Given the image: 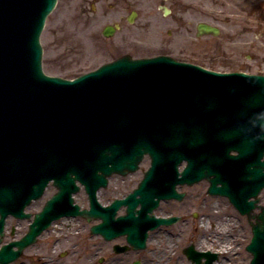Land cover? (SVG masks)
I'll return each instance as SVG.
<instances>
[{"label": "water", "instance_id": "95a60500", "mask_svg": "<svg viewBox=\"0 0 264 264\" xmlns=\"http://www.w3.org/2000/svg\"><path fill=\"white\" fill-rule=\"evenodd\" d=\"M55 2L56 0L0 1V112L7 110L11 100H18L21 92V97L25 99L27 105L31 104L32 108V115L25 113V109H22L24 111L16 110L18 119H14L13 115L8 113V116L4 118L7 123L4 127L10 133L17 132L20 139L22 136L31 138L33 134L29 129L38 124L34 121V116L40 115L39 122L42 125L48 123L42 135L44 138H49L48 143L52 148L49 146L47 150L50 154L53 149H56V140L61 136L57 135V125L49 123L55 120V113L59 111L63 90L60 89V80L49 79L41 71L42 51L39 34ZM197 31L198 35L218 33L216 28L203 23L197 25ZM167 74H170V78L165 76ZM147 76L156 77L151 80L149 84L151 87L156 85V79L159 76L166 80L165 82H171L163 85L165 91L172 90L174 83L179 84L184 91L173 113L161 114L160 124L157 120L151 122L147 116L143 117L137 109H134L135 98L130 100L132 107L125 106L121 114L123 122L121 132L127 135L137 134L134 145L126 143L123 145L124 149L112 146L110 151H103L94 161L87 162V159H82L84 162L82 165H78L80 159L72 160L69 162L68 171H64L63 163L58 159L61 157L59 154L55 160L52 156L47 160L38 159L39 153L36 150H32L33 156L24 154V148L28 144L23 142H17L14 151L2 153L0 157V223L8 213L15 215L19 213L22 216L24 206L31 199L40 196L50 178L58 189L56 195L66 198L69 205L72 204L70 194L77 191L76 180L85 186L92 203H95V192L100 186L106 184V177L112 173L126 174L134 170L145 153L151 155L154 165L156 161H175L184 156L189 161H193L191 150L199 144L198 141L208 143L196 127L200 125L205 127V124H209L210 121L215 124L218 122L222 126L226 125L227 120L243 119L251 122L250 127L253 130L257 124L261 130L258 137L261 136L264 147V77L243 73H213L197 66L177 63L167 57L142 61L124 57L118 63L105 66L96 73L82 77L80 83L100 86L99 90L102 91L107 90L108 84L118 83V86L122 88L119 93L121 99L136 80ZM19 86L27 91H21ZM138 91L142 92L141 89ZM7 97H9L8 100H6ZM115 101L116 99L113 98L111 104ZM1 122L3 121L0 120ZM242 127L245 128L246 123ZM110 132H116L112 124ZM241 133L244 134V132L235 131L228 137L240 136ZM244 141H248V138ZM121 144L119 142L117 146ZM248 144L251 148H256L253 139ZM238 145L241 144L238 143ZM53 163L55 172L50 171L53 170ZM42 170L43 176H38ZM59 171H61L60 174ZM201 176H208L206 169H202ZM261 186H264V179L258 185V187ZM209 191L216 192L221 189L214 188L212 184ZM145 198L143 196L142 200L144 201ZM123 202L126 201H120L116 205ZM129 211L130 209L127 210ZM84 213L91 214L89 211L78 214ZM131 217L130 211L126 216L127 221ZM37 224H40L38 220L30 226V233L22 239V242L17 243L20 248L34 240V236L41 230L36 226ZM119 226L120 233H126L128 238L133 240L135 232L132 230L138 226L132 223H120ZM143 233V237L138 239L144 240L145 230ZM252 233V239L247 247L253 256L249 264H264V222L261 226L253 227ZM137 242L140 241L137 240ZM139 246H143L142 242ZM9 255L11 253L4 254V256Z\"/></svg>", "mask_w": 264, "mask_h": 264}, {"label": "rangeland", "instance_id": "374dc122", "mask_svg": "<svg viewBox=\"0 0 264 264\" xmlns=\"http://www.w3.org/2000/svg\"><path fill=\"white\" fill-rule=\"evenodd\" d=\"M163 6L170 10L169 15H163ZM130 11L136 12L132 23L127 22ZM199 22L216 26L219 34L196 36L195 26ZM116 23L120 29L110 38L103 37L102 28ZM39 40L45 74L66 79L94 70L123 55L132 58L168 55L218 72L264 75V0H57L47 16ZM147 166L148 159L145 158L135 173L111 175L107 187L96 192L100 203L107 205L114 198L124 197L136 186ZM206 186L205 181L191 187L176 186L178 193L185 194L183 201L180 204L173 200L160 202L154 214H171L179 216L180 220L149 232L148 237L152 240L145 250L137 254L133 252L132 258L149 261L152 254L157 253L159 257L163 255L164 260L168 257L169 264H175V261H178L176 264H189L182 249L189 244L198 247L199 243L207 242L208 245L199 248L218 255L214 264H248L251 255L245 251V245L251 238L249 226L225 198L207 195ZM53 192L54 188L49 184L43 195L31 202L27 210L33 212L40 208ZM71 196L74 203L87 207L82 189ZM261 196L264 206V190ZM199 203L206 206L201 208ZM209 203L224 210L225 216L216 213L215 221L222 215L229 222V245L221 251L213 244L216 242L210 241L213 237L217 239L214 228L207 231V240L200 230V222L212 212L211 208L207 209ZM62 220L66 222L63 224ZM56 224L59 225L48 229L51 231L49 234L48 231L43 233L41 241H56L55 231L65 230L68 226L74 239L82 240L85 238L79 236L89 234V224L77 217L60 218ZM21 229L16 230V236L23 233ZM70 244L61 241L59 246L66 250Z\"/></svg>", "mask_w": 264, "mask_h": 264}, {"label": "flooded vegetation", "instance_id": "af4514ba", "mask_svg": "<svg viewBox=\"0 0 264 264\" xmlns=\"http://www.w3.org/2000/svg\"><path fill=\"white\" fill-rule=\"evenodd\" d=\"M206 194L209 195L207 192ZM184 195L180 201L173 200L176 201L175 204H180L184 199ZM261 202L262 196L260 194L259 199H257V204L259 207L255 208V212H251L250 219L247 217V214L241 215L248 226H251V224H255L258 221L257 217L263 207ZM227 203L231 206L228 199ZM199 205L206 206L205 203H199ZM165 216L172 215L166 214ZM9 220L11 221V223L7 222L3 229V243H7L20 238L27 230V228L23 229L24 233L18 234L16 236L18 232L16 230H18L20 227L22 228V222L24 221H18L15 219ZM40 237L34 245L24 249L23 252L15 260L6 264H133L136 258H132V253L140 252L128 247L124 253H120L118 251V248L121 246H126V241L125 239L121 240L116 237L105 239L102 235H98L95 241H88L86 239L72 240L66 234H64L52 243H50L51 241L48 240L41 241ZM63 240L64 242L71 243L66 250L61 249V247L59 246L60 241ZM151 240L152 239H148L146 241V247L148 242ZM156 242L160 243L159 240H156ZM158 257L159 255H157V258ZM140 262L141 264H155V260L153 258H150L149 261ZM174 263L176 264L178 263V261H175ZM161 264L169 263H167L166 261L165 263Z\"/></svg>", "mask_w": 264, "mask_h": 264}, {"label": "bare ground", "instance_id": "6f19581e", "mask_svg": "<svg viewBox=\"0 0 264 264\" xmlns=\"http://www.w3.org/2000/svg\"><path fill=\"white\" fill-rule=\"evenodd\" d=\"M258 135L259 134H256L255 135V139H253L254 141H255V144L256 145H259L260 143H261V141H262V139H261V136H259L258 137ZM205 137V139L206 138H208L207 136H204ZM248 143H250L251 142V140H248L247 141ZM215 143H222L221 145H220V148H221V150L222 151H226V152H229V154H234L233 152H235V150L237 151V152H240L243 148H245V146H235L234 145V143L232 142V141H230L229 139H227V138H223L220 142H217V141H215ZM249 150V153H254L253 152V150L252 149H248ZM71 155V152H67V153H63L62 155H61V157L59 158V160L64 164V167H63V169H64V171H68L69 170V166H70V164H69V156ZM236 156H235V161H236ZM244 161L246 162V163H249L250 161H249V159L248 158H246L245 157V159H244ZM235 163H237L236 165H241L242 163H243V160H238V161H236ZM54 163L52 164V168L54 169ZM213 167H216V165L215 164H213V165H210V166H208L207 167V169H213ZM63 171V172H64ZM61 173V171H59V174ZM255 175H258V176H261V175H263L262 173H264V169L263 168H261V167H258L256 170H255ZM190 176V175H189ZM194 176L196 177V178H199V175L197 174V172L196 171H194ZM76 182L78 183L79 181L78 180H76ZM258 184V182H256L255 184H253V185H251L250 186V188H251V193H253V195L252 196H254L255 195V198H257V199H259V195L261 194L262 195V190L260 189V188H255V185H257ZM233 189H236V187H232ZM238 192L240 193V194H242V199L244 200V201H252V196H250L249 197V192L248 193H244V191L242 190V189H238ZM247 192V191H246ZM248 196V197H247ZM97 200H98V197H97ZM201 208H204V206H202V205H199ZM216 205H211L210 203H209V205L207 206V209L209 210L210 208H211V214L210 215H207V218L205 219V220H203V221H201L200 222V230L203 232V237H204V239H206L207 240V231L208 230H210L212 227L214 228V231L215 232H217V239L215 238V237H213L212 239H210V241H212V242H216V243H213V244H216L217 245V250H220L221 251V249L222 248H226V246H228L229 245V241H230V236H227V232L229 231V228L227 227V223H229L228 222V220H225V214H224V210H223V208H221V207H215ZM256 207H259L258 206V204L256 203V201H255V203L253 204V209L255 210V208ZM216 213H222V214H224V216H222V215H220V220L219 219H217L216 221L214 220V216H215V214ZM207 220V221H206ZM212 220V221H211ZM233 228H231V230H232ZM234 231V230H233ZM233 231H232V233H233ZM232 237V236H231ZM160 239V238H159ZM234 239V241H233V243L235 244V242H236V237H234L233 238ZM64 241V240H63ZM89 241V240H88ZM61 242V241H60ZM150 242V241H149ZM148 242V243H149ZM211 242V243H212ZM202 245H208V243L207 242H201V244H199V247H201ZM210 245V244H209ZM212 245V244H211ZM231 245V244H230ZM205 247H208V246H205ZM223 253H225V251L223 250ZM157 253H155V255L154 254H152V258L155 260V264H161V263H165L166 261H167V259H168V257H167V259H166V261L164 260L165 258L163 257V255L162 256H160V257H158L157 258ZM224 259L226 260V258L224 257ZM227 262V261H226ZM139 263V262H138ZM221 264H223V263H221Z\"/></svg>", "mask_w": 264, "mask_h": 264}]
</instances>
